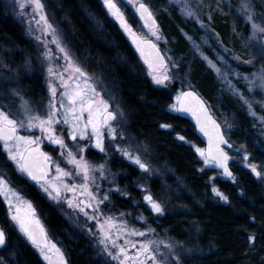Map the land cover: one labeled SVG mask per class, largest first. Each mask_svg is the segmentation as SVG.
Wrapping results in <instances>:
<instances>
[{"label":"trees","instance_id":"16d2710c","mask_svg":"<svg viewBox=\"0 0 264 264\" xmlns=\"http://www.w3.org/2000/svg\"><path fill=\"white\" fill-rule=\"evenodd\" d=\"M161 1L165 9L157 15L159 27L171 54L183 64L182 76L187 78V82H174L165 87L150 80L142 57L106 14L102 0H44L79 58L97 68L118 92L127 113L128 129L147 148V160L152 167L161 171L160 176L151 178L149 191L164 210L153 214L146 205V193L138 185L143 172L115 155L111 164L122 193L111 195V202L127 212L133 224L140 215L156 231L182 242L186 256L181 264H264V173L257 177L232 162L234 176L214 180L227 201L215 197L210 177L220 171L216 166L204 167L203 159L190 144L204 146L191 121L172 107L177 103V95L187 88L196 89L223 125L234 147V139L227 134L217 113V108L224 111L222 104H225L239 125L238 143L249 147L263 171L264 143L246 109L236 98L223 92L214 71L194 50L191 42L201 40L205 35L203 28L195 20L184 17L174 4ZM221 1L195 0V4L220 43L240 55L245 50L242 37L246 36L248 23L243 21L240 25L242 19L234 15L231 4L235 0H230L234 3L229 6ZM0 62L7 64L8 70L1 64L0 69L12 74L15 87L27 98L35 102L46 98L34 43L12 16L5 0H0ZM228 152L232 155L233 148ZM41 208L69 264H105L95 254L90 238L73 230L67 220L61 221L45 204ZM19 235L15 232L8 235V256L0 263L46 264L29 250Z\"/></svg>","mask_w":264,"mask_h":264},{"label":"rangeland","instance_id":"374dc122","mask_svg":"<svg viewBox=\"0 0 264 264\" xmlns=\"http://www.w3.org/2000/svg\"><path fill=\"white\" fill-rule=\"evenodd\" d=\"M5 1L12 16L21 24L26 36L34 43L35 59L39 66V72L43 76L46 98L39 102L30 100L19 89V87H15L16 82L11 77L12 74H8L9 72H5L0 69V71L4 72H2L3 74H0V108L6 111L10 118L23 120L25 125H27V120L24 116L25 107H27L29 114L38 115L41 118H44L48 111L49 101L53 99L50 87L54 86L57 89V95L53 102L56 103L57 108H59V112L57 113L58 123L54 125V128L56 135L64 139L67 147L61 148L60 146H57V155H55L56 167L50 180L44 184V188H48L49 190L48 192L44 190L45 194L61 207L65 219L68 221L69 226L73 230L78 231L92 240L95 254L100 256L104 260L105 264H117V262L113 261L106 252L102 251L103 245L99 243V240L102 238L100 224L104 223L107 217H112L117 225L124 224L128 229L127 232L120 234V238L118 240L119 244H124L127 240L136 243L138 247L139 244L145 240L162 241L163 244H161L160 251L167 255L168 249L164 245L171 243L174 246L175 252L180 256L179 264H181V261L183 262V258L186 256V248L182 242L156 231L147 223L146 218L140 215L136 216L137 222L133 224L128 218V213L117 209L111 202V195L114 193H122V189L118 183V175L114 171L111 164L115 155L135 164L138 168H140L134 160H130L126 155H124V151H128L133 155H138L141 161L149 166L147 171L140 168L143 174L141 175V180L138 185L143 188L146 193L145 196L150 195L153 200L157 202L159 201L156 200L153 194L149 191V184L152 177L161 175V171L157 167H152L147 160V157L149 156L147 148L139 140H137L128 129L127 113L122 106L118 92L114 90L112 85L105 80L104 76L97 68L92 67L93 65L84 63L79 58L75 49L67 42L61 26L47 9L44 0H41L44 4V12L47 14L49 22L57 29V35L61 44L70 50L75 61L91 77V82L96 85L97 92H99L111 105L109 110L117 112L116 120L111 122L112 127L115 129L114 133L108 128V126L102 125L100 127L104 151H101L96 147V136L92 132L91 125H88L87 128H83V124H85L88 120V114L86 112L79 121L80 126L75 130L77 132V138L73 140L71 138L73 129L70 124H65L63 122L64 108H61L59 105L60 94L63 91L62 82L57 76L51 75L48 71L49 68H52L54 73L63 72L65 80H67L68 72L64 70L66 61L63 59V53H61L57 45L52 42L53 37L50 33L42 34L35 21H31V24H29V21L31 20V16L29 14L32 12V8L28 7L27 4L30 0H25L26 7L23 9L19 7L21 0ZM140 1L148 4L155 16L158 15L159 11L164 10L165 7L161 0H131V2H129V0H116L124 14L125 19L127 20V23L131 26V29L136 36L142 41L145 39H153L160 46L167 58L168 64L164 67H149V64L143 60L146 74L150 80L159 87L169 86L174 82H187V78L183 77L181 72L183 64L180 59L171 54V48L160 27L158 26L160 38L157 39V37L152 34V30L140 19L136 11V5ZM167 1L174 4L184 17L195 20L200 27L203 28L205 35L201 37V40H193L191 42L194 50L205 61L206 65L214 71L223 92L236 98L246 109L247 113L253 119L254 127H256L259 131L261 141L264 143V89L259 87H249V81L253 80L252 74H259L262 70H264V50H262L259 39L251 38L250 25L248 24V29L246 27V36L242 37L244 39L245 50L240 54V56L235 51H232L233 49L220 43L217 34L204 23L203 16L195 4V0H187V2L195 8V15L193 16H187L181 11V6L178 3V0ZM241 2L242 0H235V4H231V6H234L235 8L234 15L239 18V20L242 19L239 22L240 25L243 21L245 23L247 22L244 15L239 11ZM226 3H228L227 6H229L230 3L234 2L230 0L221 1V4ZM251 3L254 6V10L259 14L257 16V22L264 23V0H251ZM103 6L106 10V14L118 25L120 30L128 39L129 43L139 53V48L136 43L133 42V37L124 30L119 21H117L110 14L104 4ZM234 27L235 29H238L237 25ZM37 37H39V39H37ZM237 57H239V59H237ZM0 64L3 65L1 62ZM212 65H215V67ZM2 68L8 70L9 67H7V64L4 63ZM217 68L220 69L219 72L216 71ZM3 75H5V78ZM164 76H167L168 79L164 80L163 83H156L157 78L163 79ZM245 76H247L248 79H245ZM254 82L257 85L260 83L259 79H256ZM68 83L72 82L68 81ZM78 83H82V80L78 81ZM245 100L251 104V110L249 109V103H246ZM223 106L225 107L224 111L220 112V109L217 108V113L222 118L227 134L234 139L235 146L233 147L231 155L233 162L247 168L253 174H255V172L252 171L250 165H255L257 171L261 172V175H263L264 171L261 166L255 162L249 147L245 144L238 143L239 141L237 136L239 134V125L234 121V116L230 113V110L226 108V105L222 104V107ZM19 130L21 136L32 137L33 139L38 138L39 143H48V141L49 143H52V141L48 139L47 133L41 132L38 127L29 128L25 126L23 128H19ZM81 130L85 133L83 136L79 134ZM190 144L203 159L204 167L211 168L216 166L214 163H206L204 156H201V154L197 151V149L205 150L204 146H197L194 143ZM69 149H71L72 155L75 156L77 160L87 162L89 167V179L87 181L84 180L83 173L80 169L76 165L69 162ZM1 162L2 160H0V174L4 172ZM101 166L103 167L101 168ZM57 167L62 169L65 173H71V175L58 173ZM62 177H65L64 180H61ZM0 178L6 180L8 185L11 187L6 177L0 176ZM216 178L226 177L221 172H215L210 177V181H212L213 184L212 190L215 188L220 192L214 182ZM65 184L69 187L75 186L77 189L76 192L73 193L72 191H65L63 189V185ZM85 184H87V190L83 187ZM53 185H56L57 187L61 186V195L55 199L53 198L56 196L52 187ZM49 192H52V195H49ZM89 193H91V196ZM213 193L215 197L220 200L227 201V199L225 200L221 198V196L217 195L216 192ZM105 196L107 199H104ZM70 200L73 202L72 205L69 204ZM97 201L102 202L97 203ZM145 202L147 206L150 205L147 200H145ZM77 203H79V207L75 206ZM89 204H91L92 207H89ZM13 213L15 214V212ZM93 216H95L96 219H92L91 217ZM131 229L143 231L146 235L143 237L136 236L132 234ZM112 232L115 235L116 228H113ZM49 233L51 236L50 242L55 244L56 248L60 250L65 264H69L65 250L59 244V240H56L53 237L51 231H49ZM7 251L8 249L3 252L5 254V258L8 256ZM136 251V248L129 247L130 256L135 255ZM39 253L42 260L46 262V264H50V261L46 260L40 251ZM49 255L51 256V264H58L56 252L52 250L49 252ZM169 260L172 261L171 256H169Z\"/></svg>","mask_w":264,"mask_h":264},{"label":"snow or ice","instance_id":"6c2138e0","mask_svg":"<svg viewBox=\"0 0 264 264\" xmlns=\"http://www.w3.org/2000/svg\"><path fill=\"white\" fill-rule=\"evenodd\" d=\"M129 2H131V0H129ZM178 3L181 6V11L185 15H195V8L189 4L187 0H178ZM103 4L106 6L110 14L117 21H119L124 30L133 37V42L136 43L138 48H140L141 43H146L153 49L156 48L155 44H152L151 41H142L136 36V34L132 31L131 26L127 23V20L125 19L124 14L116 0H103ZM27 6L32 8V12L29 14L31 16L29 24H31V21H35L42 34L50 33L53 37L52 42L55 43L59 48V51L63 53V59L66 61L64 70L68 72L67 80H65L63 72L54 73L52 68H49L48 71L51 75L57 76L62 82L63 91L60 94L59 105L61 108H64L63 122L65 124H70L73 129L71 138L73 140L77 138V132L75 130L80 126L79 121L86 112L88 114V120L85 124H83V128H87L88 125H91L92 132L96 136V147L101 151H104L100 127L102 125H107L108 128L114 133L115 129L109 122L116 120L117 112L109 110L111 105L99 92H97L96 85L91 82V77L75 61L70 50L61 44V41L57 35V29L52 23L49 22L47 14L44 12V4L41 2V0H30ZM19 7L21 9L26 7L25 0H21ZM137 11L140 13L145 24L150 26L152 34L156 36L157 39H159V30L149 7L146 4L140 2L137 5ZM239 11L244 15L245 20L250 25L251 38L259 39L262 50H264V23L257 22V16L259 14L254 10L251 0H242ZM37 39H39V37H37ZM143 54L144 52L141 48V55ZM157 58L162 62V58L159 56ZM237 59H239V57H237ZM212 66L215 67V65ZM149 67H152L151 63L149 64ZM216 71L219 72L220 69L217 68ZM252 76L253 80L249 81V87H259L264 89V70H262L259 74L254 73ZM244 78L248 79L247 76ZM167 79V76H164L163 79L157 78L156 83H163V81ZM256 79H259L260 81L258 85L254 82ZM81 80L82 83H78V81ZM68 81H71L72 83H68ZM50 91L53 99L49 101L48 111L44 118H41L38 115L29 114L27 107H25L24 116L27 120V125H25L23 120L10 118L8 113L0 108V142H2L3 149L5 150L9 159L15 162L18 169L21 172L27 173V175L33 180L44 179L43 175L38 176L33 170V166L31 164L33 154H39L43 156L45 161L50 158L46 154L40 153L38 138L33 139L32 137L21 136L18 131L19 128H23L25 126L29 128L38 127L41 132L47 133L48 139L50 141L59 145L61 148L67 147L64 139L57 136L55 133L54 125L58 123L57 113L59 112V108H57L56 103H54L53 100L57 95V89L53 86L50 87ZM189 98L196 101L195 106L187 102ZM176 100L178 105H173L172 107H178V110L192 112V114L197 117V123L200 125L201 131H203L205 135L209 136L210 146L207 152H205L203 149H197V151L201 154V156H204L206 163H218L220 167L224 168L225 173L228 176H231V172H229L226 167V161L228 159L227 154L224 153L220 148V144H227V141L224 140L223 135L220 133L219 125H217L215 121H212L208 116L203 102L199 100L194 92H182L177 95ZM245 102L249 103L247 100H245ZM249 109L251 110L250 103ZM209 124L211 125V128H209ZM163 127H167V125H163ZM79 134L83 136L85 133L83 130H81ZM180 139H183V137H180ZM32 145H36V147L33 148L31 147ZM124 155H126L130 160H134V162L139 165L141 169H144L145 171L148 170L149 166L142 162L138 155H133L128 151H124ZM68 156L70 157L69 162L76 165L80 169V171L83 173L84 180L87 181L89 179V167L87 162L83 160H77L75 156L72 155L71 149L68 150ZM102 167L103 166H101V168ZM250 167L257 176H261V172L257 171L255 165H250ZM57 172L62 173L63 175H71V173L63 172V170L59 167H57ZM52 187L56 193V196L53 198H58L61 193V188L57 187L56 185H53ZM83 187L85 190H87V184H85ZM63 189L65 191H72L73 193H75L77 190L75 186L69 187L66 184L63 185ZM44 190L46 192L49 191L48 188H45ZM213 192H216V194L221 196V198L225 200L227 199V197H225L223 193L219 192L217 189L213 188ZM0 195L4 196L5 201L9 205V210L11 211V205L13 203L11 197H18L19 194L15 192V190L12 189L8 185L7 181L3 178H0ZM49 195H52V192H49ZM89 195L91 196V193H89ZM104 199H107V197L105 196ZM145 200L148 201L152 210H154L156 213L163 212L164 209L161 204L153 200L150 195L146 196ZM100 202L102 201H97V203ZM72 203L73 202L70 200L69 204L72 205ZM75 206L79 207V203H77ZM88 206L92 207L91 204ZM91 218L96 219L95 216ZM12 219L18 222L21 231H23L29 240H31V242L40 250L41 254L44 255V258L50 261V264L51 256L49 255V252L52 250H54L57 254L58 264H65L62 253H60V250L56 248L55 244H52L47 239L42 228L38 234L30 226L29 221L20 219V217L15 214L12 215ZM113 228H116L115 235L112 232ZM100 230L102 233V238L99 240V243L103 245L102 251L106 252L113 261L117 262V264H179L180 256L175 252L174 246L171 243L164 245L168 249L167 255L160 251L161 244H163L162 241L145 240L144 242L140 243L138 247L136 243L127 240L124 242V244H119L118 240L120 238V234L127 232L128 229L124 224L117 225L112 217H107L104 223L100 224ZM131 232L136 236L143 237L146 235L145 232L138 231L136 229H131ZM250 239L254 240L255 238L250 237ZM5 243V232L0 229V246H4ZM129 247L137 249L135 255H129ZM169 256L172 257V261L169 260ZM0 262H2V258H0Z\"/></svg>","mask_w":264,"mask_h":264},{"label":"flooded vegetation","instance_id":"af4514ba","mask_svg":"<svg viewBox=\"0 0 264 264\" xmlns=\"http://www.w3.org/2000/svg\"><path fill=\"white\" fill-rule=\"evenodd\" d=\"M18 131L20 134L19 129ZM57 146L59 145L53 142L49 143V141L48 143H39V148L43 150L44 153L50 158L48 160L51 164V173L48 175V178L45 181H34L30 176L27 175V173L21 172L15 162L13 163V161H10L5 150L3 149L2 142H0V160H2L1 166L2 169H4V172H2L0 176L6 177L12 189H14L15 192L19 194L18 197H11L13 201L11 205V211L9 210V205L5 201L4 196L0 195V229H2L6 235V243L4 246L0 247L1 258L5 257L3 252L6 249H9L8 235L13 232H15L17 235L20 234L19 236L24 238V243L29 248V250H33L34 253L37 254L39 258H41L39 253L40 250L34 244H32L26 234L21 231L18 222L12 219V215H14L13 212H15V215H18L20 219L27 220L29 222H39L41 227L44 228L49 241H51V236L49 233L50 230L48 229L51 226V223L43 216L41 207L45 204L49 210L53 211L59 216L61 221L62 219H65L61 207L55 201L49 198L44 192V184L50 180L55 171V155H57ZM64 178L65 177H62L61 180H64ZM58 187L61 188V186Z\"/></svg>","mask_w":264,"mask_h":264},{"label":"water","instance_id":"95a60500","mask_svg":"<svg viewBox=\"0 0 264 264\" xmlns=\"http://www.w3.org/2000/svg\"><path fill=\"white\" fill-rule=\"evenodd\" d=\"M142 2V1H140ZM138 2V3H140ZM137 3V5H138ZM144 4H146L145 2H142ZM137 5H136V11H137ZM148 7L149 5L146 4ZM150 11L152 12L151 8L149 7ZM139 17L141 18V15L140 13L137 11ZM153 14V17L155 19V23H156V26L158 27L159 25V22H158V19L157 17L154 15V13L152 12ZM141 20L143 21V23L145 24L144 20L141 18ZM146 25V24H145ZM150 28L149 25H146ZM144 41H151L152 44H155L156 48L153 49L151 48L150 45L146 44V43H141L140 45V48H139V51H140V54H141V48L143 49V52L144 54L142 55V57L150 64H152V66H161V67H164L167 65L168 61H167V58L164 54V52L162 51V49L157 45V43H155V41L153 39H146ZM160 57L162 58V62L160 59H158L157 57ZM183 92H194L195 95L199 98L200 101L203 102L204 104V108L207 110V114L208 116L211 118L212 121H215V123L217 125H219V131L220 133L223 135V138L224 140L227 141V144H220V148L223 150L224 153L227 154V161H226V167L228 169L229 172H231V176H228L225 171H224V168L220 167L218 163H215L217 168L227 177V178H232L234 173L231 169V162H232V159L230 157V155L228 154L226 148H231L232 147V144L228 141L225 133H224V130H223V127L221 125V123L219 122V120L212 114L206 100L200 95V93H198L195 89L193 88H189V89H186L184 90ZM189 104L195 106L196 104V101L194 99H191L189 98L188 101H187ZM177 105H178V102H177ZM177 111H178V114L183 117V118H186L188 119L189 121L192 122V124L195 126V129H196V133L197 135L199 136V138L201 139V141L205 144V152H207V150L209 149V146H210V140H209V136L208 135H205V133L203 131H201V127L200 125L197 123V117L194 116L192 114V112L190 111H186V110H178V107H177ZM112 121H110L109 123H111ZM106 126V125H104ZM209 128H211V125L209 124ZM33 148L36 147V146H32ZM213 147H214V141H213ZM40 150V153H44L43 150ZM31 164L33 166V170L34 172L39 176V175H43L44 176V179L42 180H34V181H45L47 180L48 178V175L51 173V164L49 162V160L45 161L43 156L39 155V154H33V157H32V160H31ZM32 179V178H31ZM149 209L150 211L153 213V214H158L156 213L154 210H152L151 208V205H149ZM30 226L39 234L40 232V229H41V226L39 224V222H30ZM44 231V230H43ZM44 234L46 235L45 231H44ZM47 237V235H46ZM48 239V237H47ZM31 241V240H30ZM1 247V246H0Z\"/></svg>","mask_w":264,"mask_h":264}]
</instances>
